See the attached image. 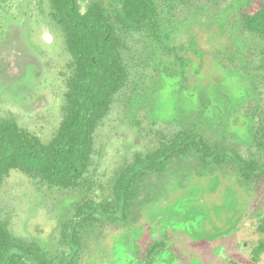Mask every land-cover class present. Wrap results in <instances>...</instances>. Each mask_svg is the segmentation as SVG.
I'll use <instances>...</instances> for the list:
<instances>
[{"label": "rangeland", "instance_id": "obj_1", "mask_svg": "<svg viewBox=\"0 0 264 264\" xmlns=\"http://www.w3.org/2000/svg\"><path fill=\"white\" fill-rule=\"evenodd\" d=\"M260 5V0L160 4V33L177 53L167 54L145 32L124 33L127 81L94 133L85 181L61 190L10 172L0 186V220L10 233L35 243L47 254L46 264H61L71 247L62 223L76 209L108 204L118 220L108 221L100 212L96 219H83L76 228L79 249L67 264H121L119 244L125 236L144 231L150 214L160 213L163 205L174 202L175 212L177 200L196 206L187 207L189 217L205 220L197 226L199 217L185 216L183 248L191 238L220 241L250 230L241 221V209L245 217H264V176L247 183L226 160L202 170L190 153L170 158L161 169L137 173L124 219L113 204L128 170L163 153L191 125L213 148L227 147L257 167L264 164L263 149L256 144L264 133V39L242 25V16ZM81 6L84 12L86 4ZM50 11L49 0H0V120L14 121L45 144L63 119L66 82L73 73L65 35ZM191 40L203 53L202 62L179 49ZM178 56L189 60L183 75ZM216 217L225 218L221 228L214 226ZM193 245L205 247L203 241Z\"/></svg>", "mask_w": 264, "mask_h": 264}, {"label": "trees", "instance_id": "obj_2", "mask_svg": "<svg viewBox=\"0 0 264 264\" xmlns=\"http://www.w3.org/2000/svg\"><path fill=\"white\" fill-rule=\"evenodd\" d=\"M193 1L196 0H49L50 16L63 31L66 48L73 58V73L66 82L63 119L47 144L19 128L14 121L0 120V186L12 171L24 173L49 188L69 190L81 186L94 153V133L108 113L112 97L127 81L128 72L122 59L124 33L145 32L167 54L177 53L176 48L169 46L168 36L160 33L159 6L171 8ZM81 4H86L84 12ZM260 4L258 9L242 16V25L264 39V0ZM179 49L192 53L202 62L204 55L197 49L195 40L189 41L187 48L181 45ZM177 60L183 75L189 60L181 56ZM177 134L163 153L137 161L128 170L113 204L119 209L120 217H125L127 202L132 197L131 184L137 173L161 169L170 158L182 153L192 154L202 170L221 164L227 149L213 148L195 125ZM248 134L252 135L251 131ZM261 146L264 152V142ZM107 205L76 209L73 218L62 223L65 240L71 247L61 264H67L79 249L76 228L83 219H96V212L108 221L117 217L113 210L108 211ZM48 261L47 254L35 243L15 238L8 225L0 220V264H46Z\"/></svg>", "mask_w": 264, "mask_h": 264}, {"label": "flooded vegetation", "instance_id": "obj_3", "mask_svg": "<svg viewBox=\"0 0 264 264\" xmlns=\"http://www.w3.org/2000/svg\"><path fill=\"white\" fill-rule=\"evenodd\" d=\"M254 140H256L255 137ZM256 141V144L259 145L260 142L261 146V142H264V133ZM225 148L227 151L220 163L225 160L233 163L239 168L242 177L247 179V183H249L248 180L251 181L258 177L263 178L264 164H259V167H257L258 165L256 166L253 162L245 161L229 148ZM262 154L264 156V152ZM238 181L239 184L242 183V181ZM175 202H178V205L180 204L174 208L176 209L175 212H173L174 202L166 206L163 205L157 210L160 213L157 214L156 212L153 216L150 214L149 225L144 231L134 229L131 236H125L124 241L119 244L121 247L120 254L122 255H120L121 260L119 261L121 264H264V217H245L241 209V221L248 222L250 230L244 234L228 235L226 236L227 239L221 236V242L217 240H209L210 242H208L204 239L191 238L183 248V231L180 226L186 220L185 218L189 217L187 207L196 206L193 204L188 205V203L182 205L178 200ZM185 208L187 210H184ZM196 215H193L194 218L189 217L190 220L193 221V219L201 216ZM155 216L158 217L157 221L152 222L151 218ZM71 218L73 217H69V220ZM114 218V220H118L119 217ZM120 218L124 219V217ZM224 220V217H216L214 226L221 228V225L225 222ZM204 221L202 217H199L194 222L198 226L199 223ZM199 241L204 242L205 247H203V250L193 245ZM207 247L212 248L210 253H205ZM122 248L126 251L123 252Z\"/></svg>", "mask_w": 264, "mask_h": 264}]
</instances>
